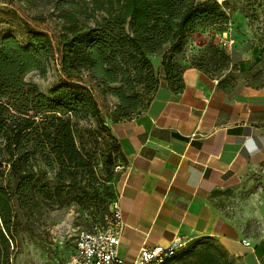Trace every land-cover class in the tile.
Returning a JSON list of instances; mask_svg holds the SVG:
<instances>
[{
	"label": "trees",
	"instance_id": "obj_1",
	"mask_svg": "<svg viewBox=\"0 0 264 264\" xmlns=\"http://www.w3.org/2000/svg\"><path fill=\"white\" fill-rule=\"evenodd\" d=\"M64 2L59 48L66 81L50 95L26 76L45 75L55 52L51 36L28 28V44L13 35L0 43V264H11V244L28 217L41 216L45 207H95L99 212L93 214L99 219L79 227L90 230L102 224L119 197L109 193L111 180H104L97 168V153L106 150L102 143L108 146L107 138L127 164L108 123L140 115L161 87L182 92L189 67L215 79L212 73L222 77L230 65L226 52L220 57L212 52L215 45L191 66L177 59L186 37L198 28L227 30L228 0H91L90 6ZM155 55L162 57L160 70L152 62ZM94 91L106 103L107 113ZM109 98L114 99L112 105ZM235 260L221 244L206 239L190 242L164 264H236Z\"/></svg>",
	"mask_w": 264,
	"mask_h": 264
},
{
	"label": "crops",
	"instance_id": "obj_2",
	"mask_svg": "<svg viewBox=\"0 0 264 264\" xmlns=\"http://www.w3.org/2000/svg\"><path fill=\"white\" fill-rule=\"evenodd\" d=\"M161 62L160 55L157 70ZM183 80L182 92L161 87L140 115L108 123L127 160L118 187L120 254L131 262L143 247L212 239L239 264H264V240L247 235L212 199L264 155V90L227 92L193 67Z\"/></svg>",
	"mask_w": 264,
	"mask_h": 264
},
{
	"label": "rangeland",
	"instance_id": "obj_3",
	"mask_svg": "<svg viewBox=\"0 0 264 264\" xmlns=\"http://www.w3.org/2000/svg\"><path fill=\"white\" fill-rule=\"evenodd\" d=\"M77 1L91 5V0ZM228 1L230 21L227 30L221 33L216 27L198 28L186 37L184 52L177 59L191 66L194 60L211 53L209 48L215 45L217 51L212 52L217 57L222 51L229 57V68L222 77L212 73L216 80L223 81L221 85L227 92L244 88L264 90V0ZM61 4L66 3L64 0H0V43L4 36L13 35L22 44H28V28L46 32L52 38L55 52L45 75L31 72L26 76L27 81L37 84L46 95L66 81L60 64ZM159 57L153 56L155 66L158 65ZM83 82L92 86L88 79ZM94 93L104 113H107L106 103L96 91ZM108 101L109 105L114 103L112 98ZM105 120L109 122L106 116ZM106 141L108 146L102 143L106 150L100 149L97 153V168L104 180L110 178L109 193L115 196L126 163L113 142L108 138ZM212 199L218 209L242 227L247 235L264 240V155L233 174L222 189L212 194ZM105 200H110V197L105 196ZM97 212L95 207L89 211L76 206L59 210L45 207L41 216L28 217L22 233L11 244V264H56L59 249H68V243L63 244L66 235L73 233L79 226L95 222L99 214L93 213ZM188 244H183L179 250ZM235 263L239 264L236 260Z\"/></svg>",
	"mask_w": 264,
	"mask_h": 264
},
{
	"label": "built area",
	"instance_id": "obj_4",
	"mask_svg": "<svg viewBox=\"0 0 264 264\" xmlns=\"http://www.w3.org/2000/svg\"><path fill=\"white\" fill-rule=\"evenodd\" d=\"M124 225L118 198L102 224L90 230L78 227L73 233L66 235V242L63 244L68 243L69 249L64 250L59 264H164L185 244L173 242L168 246L143 247L133 261L126 262L120 254ZM242 243L251 247V243L246 239L242 240Z\"/></svg>",
	"mask_w": 264,
	"mask_h": 264
}]
</instances>
